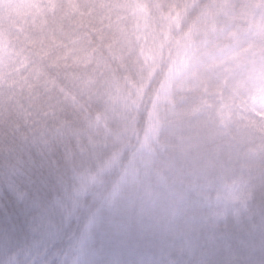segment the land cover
I'll return each mask as SVG.
<instances>
[{
    "label": "clouds",
    "instance_id": "obj_1",
    "mask_svg": "<svg viewBox=\"0 0 264 264\" xmlns=\"http://www.w3.org/2000/svg\"><path fill=\"white\" fill-rule=\"evenodd\" d=\"M0 264H264V0H0Z\"/></svg>",
    "mask_w": 264,
    "mask_h": 264
}]
</instances>
